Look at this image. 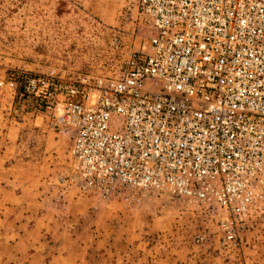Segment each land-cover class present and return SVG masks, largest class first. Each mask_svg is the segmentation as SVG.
<instances>
[{"label":"built area","instance_id":"built-area-1","mask_svg":"<svg viewBox=\"0 0 264 264\" xmlns=\"http://www.w3.org/2000/svg\"><path fill=\"white\" fill-rule=\"evenodd\" d=\"M138 9L151 34L120 73L19 71L7 85L72 135L84 190L194 207L236 246L264 219V0H138Z\"/></svg>","mask_w":264,"mask_h":264},{"label":"rangeland","instance_id":"rangeland-1","mask_svg":"<svg viewBox=\"0 0 264 264\" xmlns=\"http://www.w3.org/2000/svg\"><path fill=\"white\" fill-rule=\"evenodd\" d=\"M149 34L138 0H0V114L7 111L8 121L20 127L15 138L0 139L7 154L0 161V264H47V258L29 255L37 240V246L50 247L41 241L44 235L82 242L68 241L71 250L112 249L120 263L123 254L129 264H146L139 253H151L155 260L152 253L173 251L176 264H264L263 218L253 222L238 245L228 247L219 241L216 220L194 207L152 194L127 198L84 190L72 166V135L56 126L53 112L36 119L42 112L7 85L19 71L62 77L118 74ZM48 173L52 187L41 178ZM27 186L71 190L68 211L54 206L47 211L50 219L65 212L69 219H54L37 230L10 223L14 213L7 209L21 207L17 194ZM16 230L21 240L4 237ZM199 233L203 241H196Z\"/></svg>","mask_w":264,"mask_h":264},{"label":"crops","instance_id":"crops-1","mask_svg":"<svg viewBox=\"0 0 264 264\" xmlns=\"http://www.w3.org/2000/svg\"><path fill=\"white\" fill-rule=\"evenodd\" d=\"M13 102V101H12ZM11 108V107H10ZM0 114V139L2 138L3 141L9 138H15L14 133L19 132L20 127L17 126V123H11L8 121V112L6 111L1 112ZM10 114V113H9ZM46 113H36V119H45ZM4 129L7 131L3 133ZM18 134V133H17ZM9 140V139H8ZM4 156H7L6 151L0 149V161L6 160ZM52 175V174H51ZM50 173L44 175L41 178H45L44 182L48 185H54L50 182L53 177ZM57 179V177H54ZM52 187V186H51ZM27 190L28 193H27ZM69 192V193H68ZM72 191L65 188H59L57 191H52L50 187L40 188V187H29L23 189L22 192L17 194L18 198H22L23 203L21 207L10 206L7 210L12 211L14 215L8 218L10 223L20 228L22 225L24 226H31L33 227L31 230L41 229V226H50L52 224V220L58 219L61 221H67L69 219V215H66V212L63 213L62 216L56 217L53 216L52 219L49 217V210H51V206L58 208L59 210L65 209L68 211V207L72 205L71 202V193ZM30 196V198L28 197ZM54 197H57V200H54ZM66 219V220H65ZM4 237L7 240L13 239L14 241L21 240L22 234L19 230L15 232H8L4 234ZM97 238V237H95ZM93 238V242L95 241ZM41 241L50 247H41L39 245L38 240L33 243L32 249L29 253L30 256L33 257H44L47 258V264H97L99 262H104L106 264H129L128 261L126 262V258L128 257L126 254L121 255L119 258H123L122 262L116 261V252L112 251V249H107L105 251L99 250H90L87 247H84L83 250L76 251L71 250L70 248L66 247V243L68 241L79 243L82 246V242L77 239L69 240L66 237L61 240V236L58 239L49 237L47 235L43 236ZM38 242V243H37ZM86 246V245H85ZM149 254L151 253H139L138 257H142L147 261L146 264H153L149 261H155L154 264H176V258L173 251L169 252H162L157 251L155 254L152 253V256L155 257L149 258ZM197 255L189 257L190 259L196 258ZM129 258V257H128ZM149 259V261H148ZM196 260V259H195ZM187 264V263H186Z\"/></svg>","mask_w":264,"mask_h":264}]
</instances>
